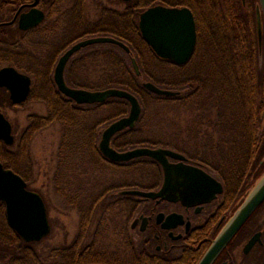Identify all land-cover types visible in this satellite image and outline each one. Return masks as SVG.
I'll return each mask as SVG.
<instances>
[{
    "label": "trees",
    "instance_id": "1",
    "mask_svg": "<svg viewBox=\"0 0 264 264\" xmlns=\"http://www.w3.org/2000/svg\"><path fill=\"white\" fill-rule=\"evenodd\" d=\"M108 1H118L125 8L113 12L98 2L99 18L90 21L86 19L88 3L84 0L83 37H113L127 45L130 53L112 44L89 46L74 56L64 77L72 88L89 91L116 88L137 96L142 106L141 118L134 129L116 135L112 147L118 151L156 148L159 141L161 146L183 152L202 164L237 170L236 174L246 178L245 181L255 178V170L264 165V136L258 137L257 131L251 129V124L261 125L264 118V35L260 46L257 0ZM156 4L187 7L194 14L198 43L193 58L185 65L159 58L139 32L140 14ZM11 46L5 39L2 53L12 52ZM55 47L52 46L53 52ZM133 58L140 75L135 73ZM33 78L37 93L43 98L40 100L49 109L45 117H32L38 125L36 133L54 125H60L63 130L54 170H51L53 191L63 206L83 215L81 225L85 235L90 226L86 216L98 215L97 233L90 242H83L84 248L97 249L92 252L85 249L84 258L79 259L77 238L71 244L40 252L38 247L47 238L29 244L19 237L14 246L1 250L2 260L6 264L107 262L102 249L113 242L119 207L123 214L124 198L116 196L117 192L143 190L155 180L148 175L149 171L154 173L149 159L139 158L128 164L108 162L99 148L105 128L127 116L130 104L125 99L112 98L103 104L78 105L58 91L52 76ZM146 82L178 95L157 96L145 88ZM1 102L4 108H12L9 93L4 89H0ZM155 138L159 140L155 142ZM9 148L14 146L0 142V160H3L2 151ZM105 195L110 196L107 202L102 199ZM131 198L133 220L140 207ZM106 207H115L116 213L105 229L101 217ZM132 244V257L137 261L141 249L134 233Z\"/></svg>",
    "mask_w": 264,
    "mask_h": 264
},
{
    "label": "flooded vegetation",
    "instance_id": "2",
    "mask_svg": "<svg viewBox=\"0 0 264 264\" xmlns=\"http://www.w3.org/2000/svg\"><path fill=\"white\" fill-rule=\"evenodd\" d=\"M90 1L87 0V3ZM83 2L84 0H0V70L12 67L31 80L29 97L23 103H14L8 90L4 89L9 93L12 108H24L30 102L34 94V76H55L56 66L62 55L78 42L90 38L83 37L84 31L81 24ZM104 7L106 6L104 5ZM107 9L113 12L115 10L111 7H107ZM23 17L26 20L22 21ZM39 18L42 20L36 23ZM21 25L29 27L23 29L20 27ZM5 39L12 45V52L2 53L1 45ZM52 46H56L54 52ZM74 56L76 54L72 56L71 60ZM5 59H16L20 63H10L3 66ZM54 60L55 62L52 63ZM53 81L55 83L54 77ZM0 107L3 108L2 102ZM0 112L11 123L14 146L19 133L15 131V124L10 121L8 116L1 110ZM33 125L30 123L25 128L27 130L22 131L21 141H28L35 136L32 131L27 132ZM0 142L5 145V142ZM20 146L18 145V148L13 151V154L18 156L17 164L14 163L15 160L11 161L10 159L7 162L8 158L6 159L4 154L0 163L5 171L11 170L15 174L17 173L26 183L27 191L36 193L33 186L35 183L34 162L29 151H25L27 148L20 150ZM173 151L183 156L184 160L169 157L170 164H183L203 171L216 183H219L222 191L215 193L214 197L204 204L203 202L183 203L181 200L153 199L125 194L126 191L133 189L118 191L116 196L124 198L123 214L119 207L118 229L112 235L113 242L104 245L102 249L103 257L109 261L92 264H201L215 240L225 230L235 212L245 201L246 194H248L245 191L253 187L255 181L264 173L263 165L260 169L255 170L253 177L256 180L252 178L250 181H245L246 178L243 179L242 176L236 174L237 170L232 172L224 166L216 167L211 164H202L189 158L183 152ZM2 153L11 152L5 150ZM103 157L108 162H112L104 155ZM141 159L151 161L154 173L149 171L148 175L155 180H152L153 182H150V185L144 187L143 190H137L159 192L165 182L163 166L152 158ZM130 162L132 161L116 163L128 164ZM211 187L212 190L219 189L216 184L211 185ZM131 197L135 198L140 207L139 213L133 220L131 219ZM108 198L110 200V196L105 195L102 199L107 202ZM45 206L50 222L49 207L46 203ZM64 209L67 216L73 212L67 206H64ZM115 213V207L112 209L104 208L101 217L104 228L111 222ZM75 214L80 220L75 237L80 242L76 256L83 259L85 249H90V252L97 249L90 246L84 248L83 242L89 241L95 236L100 224L97 220V214H88L86 217L90 226L85 235L81 225L83 215ZM8 223L7 204L0 201V264H6L2 260L1 250L4 247L14 246L20 237V234ZM133 233L135 241L138 242V247L141 249L137 261H134L132 257ZM227 244L226 248L215 255L210 264H264V202Z\"/></svg>",
    "mask_w": 264,
    "mask_h": 264
},
{
    "label": "water",
    "instance_id": "3",
    "mask_svg": "<svg viewBox=\"0 0 264 264\" xmlns=\"http://www.w3.org/2000/svg\"><path fill=\"white\" fill-rule=\"evenodd\" d=\"M129 2L132 0H123ZM257 26L259 43L263 41L264 22V0H259L257 6ZM26 20L23 17L22 21ZM42 18L36 20L38 23ZM27 29V25L20 26ZM196 20L191 9L187 7H169L157 5L145 10L140 15L139 29L150 48L161 58L169 60L177 65L187 64L195 54L198 35ZM98 44L116 45L126 53L130 49L123 42L113 37H93L82 40L72 46L60 58L56 66L54 80L58 90L67 98L78 105L103 104L112 98L125 99L130 104V111L127 116L122 117L103 131L100 150L102 154L115 162H129L139 157H149L160 163L165 172V182L159 192H144L139 190L126 191L125 194L147 197L162 198L169 200H181L183 203H202L211 200L215 193L221 192L219 183L208 176L203 171L192 166L172 165L168 158L184 160V157L176 152L164 148H135L125 152H119L111 147L112 139L119 133L134 129L142 115V106L139 104L137 96L128 91L111 88L103 91H89L68 87L65 80V70L72 56L82 49ZM136 59H132V64L137 75L140 69ZM145 88L157 96L176 97L178 92L164 90L153 83L146 82ZM0 88H6L10 92V98L14 103L25 102L30 94L31 80L29 77L20 74L12 67L0 70ZM0 141L6 145L14 144L12 126L4 114L0 113ZM216 184L219 189L212 190L211 185ZM0 201L7 204L8 224L11 225L29 244L41 242L50 235L52 230L48 219L47 209L43 198L39 193L29 192L26 183L13 171L4 169L0 163ZM191 201V202H190ZM264 202V174L258 180L252 191L245 198V202L235 212V215L228 226L215 240L208 254L201 264H210L215 255L226 248L227 243L241 229L250 216L256 212L258 207Z\"/></svg>",
    "mask_w": 264,
    "mask_h": 264
},
{
    "label": "rangeland",
    "instance_id": "4",
    "mask_svg": "<svg viewBox=\"0 0 264 264\" xmlns=\"http://www.w3.org/2000/svg\"><path fill=\"white\" fill-rule=\"evenodd\" d=\"M251 2V0H247V2ZM98 2H103V5L106 7H111L118 9L119 11H122L125 6L120 4L118 1H108V0H91L87 4L86 9V19L90 21H95L99 18V5ZM158 3V2H157ZM161 5V4H156ZM163 5V4H162ZM167 6V5H166ZM259 6V0H257L256 8ZM180 7V6H179ZM263 35H264V22H263ZM10 63H20V61L16 59H10V61H5L4 65L10 64ZM263 63V60H262ZM42 90H47L43 87ZM37 85L34 80V94L33 99L30 100V102L26 105V107L18 109V108H10L7 110V108H1L0 110L4 112L10 121H12L15 124L16 132H18V138L16 141V144L14 145V148L5 149L6 151L9 150L11 153H2L4 154L5 158L7 159V162H9V159L11 161L15 160L14 163H16L17 155L13 154V151L18 148V145H21L19 149H26L25 151H29L30 157L32 158V161L34 162L35 171H34V190L38 193H40L45 200V203L49 207V217H50V224L52 227L51 234L47 237V241L42 242L38 249L41 251L49 250L54 247L62 246L64 244H71V242H74V239L77 234V227L79 225L78 216L75 214V212H71L69 216L65 214V209L62 204L63 201H61V198L55 193L53 184H52V171L53 166L55 165V159L57 157L58 152V146L60 143V138L62 135V127L60 125H54L50 128H46L42 131L36 130L38 125L34 122L32 117H45L48 115L49 109L48 106L43 102V100H40L41 94L37 93ZM46 93H44L43 96H45ZM42 98V97H41ZM43 99V98H42ZM35 121V120H34ZM32 124L33 126L27 131V132H33L35 133V136L28 141H21V133L24 131L25 128L28 127L29 124ZM252 121H250V124ZM252 126V127H251ZM251 129L257 131L258 137L260 134L264 136V118L261 125H258L256 123L251 124ZM27 130V129H25ZM81 137V135H80ZM233 137V135H232ZM159 138H155V142L158 141ZM167 141V140H164ZM30 143V145H29ZM157 147H167L168 146H162L160 145V142H157ZM28 146V147H27ZM9 147V146H8ZM12 147V146H11ZM156 147V148H157ZM140 148H146V147H140ZM171 148V147H169ZM10 164V163H9ZM17 164V163H16ZM264 173H262L263 175ZM261 175V176H262ZM126 180V178H125ZM259 180V179H258ZM258 180L255 181L254 186L257 184ZM250 181V180H249ZM251 187L248 191V194L252 191L254 188ZM246 194V197L248 196ZM245 197V198H246ZM90 242V241H87Z\"/></svg>",
    "mask_w": 264,
    "mask_h": 264
}]
</instances>
